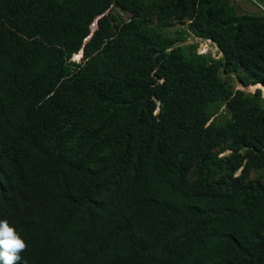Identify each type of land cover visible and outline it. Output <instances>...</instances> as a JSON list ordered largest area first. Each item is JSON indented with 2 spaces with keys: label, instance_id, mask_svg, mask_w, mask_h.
Segmentation results:
<instances>
[{
  "label": "trees",
  "instance_id": "obj_1",
  "mask_svg": "<svg viewBox=\"0 0 264 264\" xmlns=\"http://www.w3.org/2000/svg\"><path fill=\"white\" fill-rule=\"evenodd\" d=\"M262 90L264 13L230 0H0L19 264H264Z\"/></svg>",
  "mask_w": 264,
  "mask_h": 264
},
{
  "label": "clouds",
  "instance_id": "obj_2",
  "mask_svg": "<svg viewBox=\"0 0 264 264\" xmlns=\"http://www.w3.org/2000/svg\"><path fill=\"white\" fill-rule=\"evenodd\" d=\"M26 248L16 229L6 219L0 220V264H19Z\"/></svg>",
  "mask_w": 264,
  "mask_h": 264
},
{
  "label": "rangeland",
  "instance_id": "obj_3",
  "mask_svg": "<svg viewBox=\"0 0 264 264\" xmlns=\"http://www.w3.org/2000/svg\"><path fill=\"white\" fill-rule=\"evenodd\" d=\"M231 4H235L239 7H241L245 12H248L253 15H260L261 13H264V0H230ZM122 17H127L124 14H122ZM200 42V53L206 54L211 52L212 55L216 56L217 58L221 57L220 54L218 53V48L217 46L212 43L211 41L207 40H195L194 37L189 36L187 40V44L189 43H195V42ZM82 57V56H81ZM81 57H76L74 56L73 60L79 62ZM237 89H243L241 85H237ZM263 91V96H264V90ZM246 94L248 95H254L256 92V89L254 87L250 89L245 90Z\"/></svg>",
  "mask_w": 264,
  "mask_h": 264
},
{
  "label": "built area",
  "instance_id": "obj_4",
  "mask_svg": "<svg viewBox=\"0 0 264 264\" xmlns=\"http://www.w3.org/2000/svg\"><path fill=\"white\" fill-rule=\"evenodd\" d=\"M242 91H245L244 89H241Z\"/></svg>",
  "mask_w": 264,
  "mask_h": 264
},
{
  "label": "water",
  "instance_id": "obj_5",
  "mask_svg": "<svg viewBox=\"0 0 264 264\" xmlns=\"http://www.w3.org/2000/svg\"><path fill=\"white\" fill-rule=\"evenodd\" d=\"M256 90H258V89H256Z\"/></svg>",
  "mask_w": 264,
  "mask_h": 264
}]
</instances>
